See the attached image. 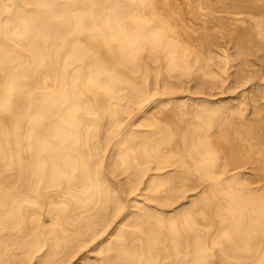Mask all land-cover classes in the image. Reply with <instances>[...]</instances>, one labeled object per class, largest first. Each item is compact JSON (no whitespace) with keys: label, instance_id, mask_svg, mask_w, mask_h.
I'll return each instance as SVG.
<instances>
[{"label":"bare ground","instance_id":"obj_1","mask_svg":"<svg viewBox=\"0 0 264 264\" xmlns=\"http://www.w3.org/2000/svg\"><path fill=\"white\" fill-rule=\"evenodd\" d=\"M253 58L264 0H0V264H264Z\"/></svg>","mask_w":264,"mask_h":264},{"label":"rangeland","instance_id":"obj_2","mask_svg":"<svg viewBox=\"0 0 264 264\" xmlns=\"http://www.w3.org/2000/svg\"><path fill=\"white\" fill-rule=\"evenodd\" d=\"M253 59H255V58H253ZM255 62L257 63V66H255L256 68H258L259 66L261 67V68L259 67V69L254 68L255 71L259 72V73L256 72V75H257V76H259L260 74H261V75H260L259 77H257V76L254 74L255 79L257 78L256 80L253 78L254 83H253L252 80H249L250 82L248 81V83H249L250 85H249L248 83H247V84H248L247 86H243V87H242V86L240 87V85H237V86H238V89H237V90H235V89H236L235 87H234V88L231 87L230 89H228V92L226 91L227 93H226V92H224L223 94L219 93L218 95L216 94L215 96H217V97L228 96V94L230 93V91H232L233 89H234V92H236V93H232V92H231V93H232L231 95H235V94L239 93L240 91H242V90H244V89H246V88H249V89L251 90V89L253 88V86H252L253 84H255L256 82H258V81H260V80L262 81L261 78H263V81H264V74H263V73H264V72H263V70H264V63H263V61L256 60V59H255ZM262 68H263V69H262ZM258 70H259V71H258ZM261 70H262V71H261ZM261 72H262V73H261ZM262 74H263V75H262ZM258 78H260V80H259ZM255 81H256V82H255ZM261 81H260V82H261ZM263 81H262V82H263ZM263 83H264V82H263ZM232 88H233V89H232ZM231 89H232V90H231ZM238 91H239V92H238ZM225 93H226V95H225ZM220 94H221V95H220ZM229 95H230V94H229Z\"/></svg>","mask_w":264,"mask_h":264}]
</instances>
